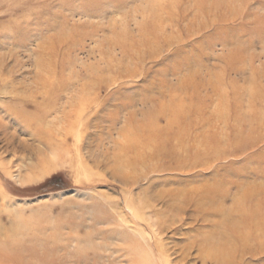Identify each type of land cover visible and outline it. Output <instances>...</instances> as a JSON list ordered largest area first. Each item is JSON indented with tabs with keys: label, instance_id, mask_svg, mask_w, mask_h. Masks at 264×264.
<instances>
[{
	"label": "rangeland",
	"instance_id": "obj_1",
	"mask_svg": "<svg viewBox=\"0 0 264 264\" xmlns=\"http://www.w3.org/2000/svg\"><path fill=\"white\" fill-rule=\"evenodd\" d=\"M0 252L264 264V0H0Z\"/></svg>",
	"mask_w": 264,
	"mask_h": 264
},
{
	"label": "bare ground",
	"instance_id": "obj_2",
	"mask_svg": "<svg viewBox=\"0 0 264 264\" xmlns=\"http://www.w3.org/2000/svg\"><path fill=\"white\" fill-rule=\"evenodd\" d=\"M2 127V126H1ZM19 127V126H18ZM12 142H14L15 143V140H11V144H12ZM28 143V142H27ZM9 144V143H8ZM15 145V144H14ZM15 147H16V149H19V151L21 152V153H24V154H27V153H29V148H28V146L25 144V142H18L16 145H15ZM0 257L1 258H4L5 260H7V261H9V262H12V264H16L17 263V261L16 260H18V261H20L21 260V256H16V257H11V256H8L7 254H5V253H2V252H0Z\"/></svg>",
	"mask_w": 264,
	"mask_h": 264
},
{
	"label": "trees",
	"instance_id": "obj_3",
	"mask_svg": "<svg viewBox=\"0 0 264 264\" xmlns=\"http://www.w3.org/2000/svg\"><path fill=\"white\" fill-rule=\"evenodd\" d=\"M55 180V179H54ZM51 181H53V180H51Z\"/></svg>",
	"mask_w": 264,
	"mask_h": 264
}]
</instances>
